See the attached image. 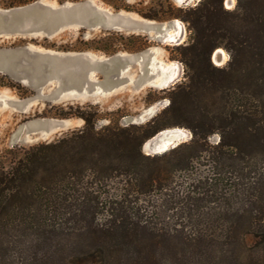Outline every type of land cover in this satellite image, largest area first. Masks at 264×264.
Returning a JSON list of instances; mask_svg holds the SVG:
<instances>
[{"label":"trees","instance_id":"16d2710c","mask_svg":"<svg viewBox=\"0 0 264 264\" xmlns=\"http://www.w3.org/2000/svg\"><path fill=\"white\" fill-rule=\"evenodd\" d=\"M104 1L186 21L189 41L175 47L184 78L160 90L169 103L145 123L100 125L97 106L61 105L56 117L84 125L8 150L0 159V264H264V0L234 8L165 0L145 10ZM220 47L231 56L224 66L212 60ZM169 127L192 137L145 154L144 143Z\"/></svg>","mask_w":264,"mask_h":264},{"label":"rangeland","instance_id":"374dc122","mask_svg":"<svg viewBox=\"0 0 264 264\" xmlns=\"http://www.w3.org/2000/svg\"><path fill=\"white\" fill-rule=\"evenodd\" d=\"M115 1L145 10L165 0ZM169 1L180 8L196 6L201 0ZM34 3L46 11L44 27L30 22L27 31L12 33L2 29L4 22L0 19V159L17 146L50 142L84 125L79 117H56L53 113L57 106H97L102 115L100 125L110 120L129 125L151 120L169 103L156 81L175 69L178 75L174 83L184 78L185 64L175 50L177 45L187 44L190 37L188 23L182 18L150 19L134 10L117 9L104 0H35L9 8L0 0V13ZM225 4L234 8L237 0H225ZM96 12L116 23L93 24L91 18ZM175 19L185 27L180 42L165 40L175 29ZM99 38L108 39L120 49L105 52L91 48ZM219 49L227 54L222 63L215 59ZM230 57L220 47L212 60L224 66ZM150 74L156 77L151 83ZM179 128L185 131L182 141L190 140L188 128L169 127L147 140L142 151L161 154L155 149V140ZM210 140L216 143L219 136L214 134Z\"/></svg>","mask_w":264,"mask_h":264},{"label":"water","instance_id":"95a60500","mask_svg":"<svg viewBox=\"0 0 264 264\" xmlns=\"http://www.w3.org/2000/svg\"><path fill=\"white\" fill-rule=\"evenodd\" d=\"M46 11H44V8L40 6V4L34 3L28 6H24V7H17L14 8L8 12H4V13H0V19L1 21L4 22V27L2 28L3 30H7L8 32H24L27 31L29 29V24L30 22H32V24L34 23V26H38V28L40 27H44L45 25V20H46V16L45 13ZM91 22L95 25H105V26H109V25H113L115 24V20H112L111 18H109L106 14L100 13V12H96V15L94 17L91 18ZM172 24L175 26V28H177V19L172 21ZM166 36V35H165ZM164 38V36H162ZM180 42V41H178ZM118 61V60H117ZM120 61V60H119ZM121 62V61H120ZM119 62V63H120ZM3 66V63H1ZM6 66V64H4ZM154 74H150V79H148V82H153V80L156 79V77H154ZM175 79L171 80L168 84L166 85H162L159 84V81H156V84L163 87V88H167L169 87L170 84H175ZM180 130H184L179 128ZM161 132V131H160ZM185 133V131H184ZM175 134V133H173ZM184 134H182V132H180L179 134H175L173 135V138L171 140V143L168 144L167 147L165 148H161L163 143L160 142V140H156L155 141V149L158 150L157 153H163L165 151H167V149L169 148V146L171 148L176 147L177 145H179L180 143H182V137ZM155 137V136H154Z\"/></svg>","mask_w":264,"mask_h":264},{"label":"bare ground","instance_id":"6f19581e","mask_svg":"<svg viewBox=\"0 0 264 264\" xmlns=\"http://www.w3.org/2000/svg\"><path fill=\"white\" fill-rule=\"evenodd\" d=\"M184 1H186V0H184ZM184 34H185V27H184V25L182 24L181 21L177 20V28H175L173 32L168 33L167 37H165V40L170 41V42H178V41H181L184 38ZM226 58H227V54H226V52L223 49H219V50L216 51L215 59L219 63H222ZM177 75H178V72L175 69L169 75H166V76L162 77V79L159 80V82H160L159 84L166 85L171 80L175 79L177 77ZM180 132H182V134H185L184 130L175 129V130H172V131H168V134H166L163 138L157 139V141L160 140V142L163 143L161 148L167 147L168 144L171 143L173 135H175L176 133L179 134ZM173 133H175V134H173Z\"/></svg>","mask_w":264,"mask_h":264},{"label":"snow or ice","instance_id":"6c2138e0","mask_svg":"<svg viewBox=\"0 0 264 264\" xmlns=\"http://www.w3.org/2000/svg\"><path fill=\"white\" fill-rule=\"evenodd\" d=\"M233 2H234V0H233Z\"/></svg>","mask_w":264,"mask_h":264}]
</instances>
